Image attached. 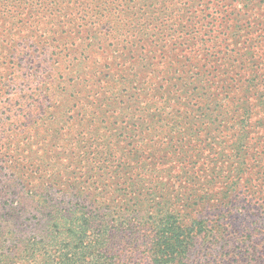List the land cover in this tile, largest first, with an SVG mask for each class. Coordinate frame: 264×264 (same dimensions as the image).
<instances>
[{
    "label": "rangeland",
    "instance_id": "obj_1",
    "mask_svg": "<svg viewBox=\"0 0 264 264\" xmlns=\"http://www.w3.org/2000/svg\"><path fill=\"white\" fill-rule=\"evenodd\" d=\"M163 1L0 0V213L37 178H55L56 192L89 198L104 180L107 189L124 188L120 174L98 162L108 159L123 172L133 144L154 147L159 134L179 163L156 172L174 193L155 196L168 202L175 195L182 223L194 227L189 263L264 264V0ZM180 17L186 46L165 51L166 63L147 42L173 31ZM191 40L197 44L189 48ZM186 49L200 62L189 65ZM159 61L165 70L155 76ZM112 70L136 81L110 109L103 104L115 91ZM252 78L257 89L247 90ZM153 82L149 94L140 88ZM178 90L189 106L175 107L173 128L163 129L159 121L172 111H160L158 100ZM246 111L232 127L233 116ZM125 240L132 244L122 264H150L134 238Z\"/></svg>",
    "mask_w": 264,
    "mask_h": 264
},
{
    "label": "trees",
    "instance_id": "obj_2",
    "mask_svg": "<svg viewBox=\"0 0 264 264\" xmlns=\"http://www.w3.org/2000/svg\"><path fill=\"white\" fill-rule=\"evenodd\" d=\"M170 9L165 7L166 11ZM178 11L181 10L172 12ZM183 20L182 17L178 18L172 24L175 25L173 31L152 35L149 37L150 42H147L151 48L159 49V54L164 55L166 63L168 58L165 51L178 49L180 45L186 46L182 37L188 36V33L184 32L185 25L180 22ZM191 41L189 48L192 44L194 47L197 44ZM153 49H150V52H153ZM186 50L192 55V58H189V65L193 66V63L200 62L198 56L193 53L194 49ZM131 59H134L135 64H141L139 58L134 56ZM175 63L181 73L186 70L181 71L180 64L176 61ZM163 64L164 62L159 61V66H154L155 76L165 70ZM184 67H187V64H184ZM131 69L134 70L135 67ZM133 70L128 75L135 74ZM120 73L121 70L119 75L118 70L108 73V76H113L110 86L115 91L108 95L107 99L110 102L103 105L110 109L123 103L120 100L123 90L132 89L136 81L130 77L125 78L126 75L121 76ZM195 79L197 80V77ZM248 81L247 90L257 89L258 80L252 78ZM121 82L126 85L125 89L120 87ZM148 84L151 86L150 89L140 87L146 94L156 88L155 82ZM178 91L180 96H173L171 91H168L163 93L161 100H158V103L162 104L160 111H165V107L171 108L172 111L165 115L163 121H159L165 124L163 129L173 128L171 123H174V118L171 115L175 112V107L181 109L189 106L186 102L181 104L182 90ZM237 92H241V89L238 88ZM126 93L127 91L124 92ZM98 97L100 98L97 100H101L106 96ZM173 98L175 101L172 102ZM247 111L242 115L233 116L232 127L246 120L250 113ZM24 118L25 116L20 114L18 120L24 122ZM186 120L185 124H190V121ZM213 124L212 120H207V126ZM249 135L250 133H244L241 139L244 140ZM130 137L134 138L133 135ZM156 137L154 147L133 144L130 153L134 152V158L129 157L130 161L126 160L124 164L122 162L123 172L118 173L121 166L113 164L108 159H100L98 162L102 164L100 168L108 169L113 174L111 176L120 174L118 178L124 179V188L113 186V189H107L109 186L111 188L112 184L104 180L103 186L94 190V197L89 198V194L78 191L56 192L53 188L57 184L55 178H52V182L50 179L37 178L34 179L36 184L33 188L28 191L20 189L16 192L8 207L3 208L0 213V264H122L127 244H132L130 240H125L128 236L136 240L135 248L140 245L143 247L142 252L150 264H190L188 255L194 245V227L182 223L184 212L175 195L171 196V201L168 202H165L167 197L155 196L159 192L174 193L168 187L169 184L159 178L160 174L156 172L169 169L173 171L179 163L171 157L170 144L166 141L160 142L159 134ZM260 138H264V132ZM144 153H147L146 156H142ZM188 161L184 162L186 167L190 165ZM31 215L34 219L30 218ZM259 257L256 261L262 260Z\"/></svg>",
    "mask_w": 264,
    "mask_h": 264
}]
</instances>
